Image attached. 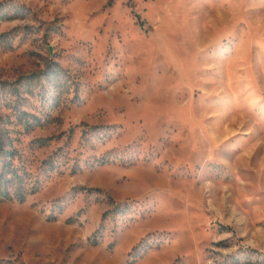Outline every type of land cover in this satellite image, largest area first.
Returning <instances> with one entry per match:
<instances>
[{"label":"rangeland","instance_id":"374dc122","mask_svg":"<svg viewBox=\"0 0 264 264\" xmlns=\"http://www.w3.org/2000/svg\"><path fill=\"white\" fill-rule=\"evenodd\" d=\"M0 131V264H264V0H0Z\"/></svg>","mask_w":264,"mask_h":264},{"label":"trees","instance_id":"16d2710c","mask_svg":"<svg viewBox=\"0 0 264 264\" xmlns=\"http://www.w3.org/2000/svg\"><path fill=\"white\" fill-rule=\"evenodd\" d=\"M14 142L15 140L11 136L4 138L0 131V200H16L24 203L38 190L29 184L26 175L21 172L19 167L15 166L17 152L12 149Z\"/></svg>","mask_w":264,"mask_h":264}]
</instances>
